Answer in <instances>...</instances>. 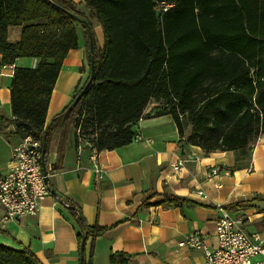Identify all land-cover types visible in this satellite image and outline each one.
<instances>
[{
	"label": "trees",
	"instance_id": "trees-1",
	"mask_svg": "<svg viewBox=\"0 0 264 264\" xmlns=\"http://www.w3.org/2000/svg\"><path fill=\"white\" fill-rule=\"evenodd\" d=\"M84 1L101 26V48L90 21L71 0H0L1 64L19 57L38 60L33 67H14L12 117L3 123L12 124L22 138H39L45 162L56 129H72L76 143L95 151L129 144L137 121L154 100L159 104L152 115L172 117L181 147L233 151L234 167L248 166L253 144L264 133V0H165L173 3L166 11L156 0ZM70 12L90 24L94 77L75 106L69 108L86 81L46 123L62 61L78 46L76 23L90 72L87 28ZM10 27H21L18 39L8 38ZM164 201L187 203L169 193ZM68 211L79 228L78 246L90 238L92 252L95 238L107 227L88 226L73 206ZM130 258L111 252L108 260L129 264ZM0 264L44 263L29 246L0 244Z\"/></svg>",
	"mask_w": 264,
	"mask_h": 264
},
{
	"label": "crops",
	"instance_id": "crops-1",
	"mask_svg": "<svg viewBox=\"0 0 264 264\" xmlns=\"http://www.w3.org/2000/svg\"><path fill=\"white\" fill-rule=\"evenodd\" d=\"M71 1L90 21L101 48L102 30L91 8L84 0ZM75 28L78 46L69 49L62 61L46 123L70 102L89 75L82 29L78 23ZM20 31L21 27H10L8 38L18 39ZM37 61L19 57L13 64H1L0 56V174L7 172L12 148L22 140L12 124L3 123L12 117L13 69L33 67ZM158 104L154 100L147 104L135 125L133 141L115 149L92 150L87 143H76L72 129H56L43 162L47 184L55 193L42 199L37 216L8 221L0 207V244L15 249L29 246L44 264H80L79 228L68 211L70 206L81 212L88 226L107 227L95 238L92 252L90 238L85 241V264H109L111 252L129 254V264H205L201 249L181 247L178 242L197 232L208 246H214L215 221L222 210L242 217L246 230L261 228L264 133L253 144L248 166L236 168L233 151L204 153L197 145L181 147L172 117L152 115ZM179 159L185 162L175 172L171 164ZM166 193L187 203H166Z\"/></svg>",
	"mask_w": 264,
	"mask_h": 264
},
{
	"label": "built area",
	"instance_id": "built-area-1",
	"mask_svg": "<svg viewBox=\"0 0 264 264\" xmlns=\"http://www.w3.org/2000/svg\"><path fill=\"white\" fill-rule=\"evenodd\" d=\"M156 3L162 11L173 5L165 0H156ZM184 162L179 159L172 163V170L179 172ZM46 176L42 167L41 140L26 135L12 148L7 172L0 174L3 219L15 221L37 216L42 199L50 194ZM64 205L68 203L64 202ZM214 237L216 243L210 247L199 233L194 232L178 245L201 249L205 264H264V218L261 228L249 231L245 229L242 217L231 216L222 210L215 221Z\"/></svg>",
	"mask_w": 264,
	"mask_h": 264
},
{
	"label": "water",
	"instance_id": "water-1",
	"mask_svg": "<svg viewBox=\"0 0 264 264\" xmlns=\"http://www.w3.org/2000/svg\"><path fill=\"white\" fill-rule=\"evenodd\" d=\"M70 15L73 16L74 18H76L78 21L83 22L86 25L87 32H88V35H89V50H88V52H89V59H90V61H89V63H90V72H89V75H88V78H87L85 84L83 85L81 90L76 94V96L74 97L73 101L71 102L69 108H71V107L76 105V103L80 100L81 96L84 94V92L86 91L87 87L92 82V79L94 77L93 39H92V35H91L90 24L88 23V21L84 17H79L78 15H76L74 13H71V12H70ZM42 167H43V172L45 174L46 171H45V167H44L43 161H42ZM50 192L52 194L55 193V191L53 189H50ZM83 250H84V242H82L80 244V248H79V261H80V264L83 263Z\"/></svg>",
	"mask_w": 264,
	"mask_h": 264
},
{
	"label": "rangeland",
	"instance_id": "rangeland-1",
	"mask_svg": "<svg viewBox=\"0 0 264 264\" xmlns=\"http://www.w3.org/2000/svg\"><path fill=\"white\" fill-rule=\"evenodd\" d=\"M18 137H20V134H18Z\"/></svg>",
	"mask_w": 264,
	"mask_h": 264
}]
</instances>
